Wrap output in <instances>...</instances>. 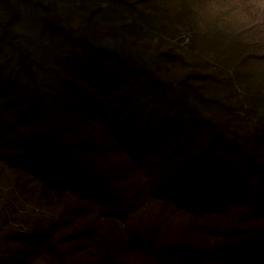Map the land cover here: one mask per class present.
I'll return each mask as SVG.
<instances>
[{
  "label": "trees",
  "instance_id": "trees-1",
  "mask_svg": "<svg viewBox=\"0 0 264 264\" xmlns=\"http://www.w3.org/2000/svg\"><path fill=\"white\" fill-rule=\"evenodd\" d=\"M254 61L264 0H0V264H264Z\"/></svg>",
  "mask_w": 264,
  "mask_h": 264
},
{
  "label": "rangeland",
  "instance_id": "rangeland-1",
  "mask_svg": "<svg viewBox=\"0 0 264 264\" xmlns=\"http://www.w3.org/2000/svg\"><path fill=\"white\" fill-rule=\"evenodd\" d=\"M16 30H19V29L16 28ZM101 45L104 47H108L110 49H115V50L118 49V44L115 43L114 41L110 40V39H104L101 42ZM260 64L261 63L255 62V61L251 63L252 67L257 66V67L252 68V69H255L254 74L256 75L257 79L259 77L264 79V66L262 67ZM246 67H247V65L243 66L242 69L245 70ZM240 75L243 76L244 73H242ZM237 93L240 94V98H238L239 96L237 95L238 102L234 103L232 105V107H230V109L228 111V115L230 113L232 118L240 117L241 119H243L245 116H248L251 113V109H252L251 105L249 104V101H248L249 100L248 99V97H249L248 93L249 92L245 91L243 88L240 87L239 90L237 89ZM262 112L264 113V110H261V113ZM5 210L11 212L9 208L5 209ZM17 210L18 211L15 215L16 223L14 225H19L20 227L23 226V220L25 219V215L29 216L31 214L40 212V210H34L31 205H26L23 208L18 206ZM0 236H1V234H0ZM0 240H1V237H0ZM1 246L2 245H1V241H0V250H1Z\"/></svg>",
  "mask_w": 264,
  "mask_h": 264
},
{
  "label": "built area",
  "instance_id": "built-area-1",
  "mask_svg": "<svg viewBox=\"0 0 264 264\" xmlns=\"http://www.w3.org/2000/svg\"><path fill=\"white\" fill-rule=\"evenodd\" d=\"M34 210H39V209H37V208H35V207H32Z\"/></svg>",
  "mask_w": 264,
  "mask_h": 264
}]
</instances>
